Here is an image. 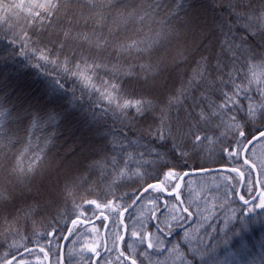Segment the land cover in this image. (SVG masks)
<instances>
[{"label": "trees", "instance_id": "16d2710c", "mask_svg": "<svg viewBox=\"0 0 264 264\" xmlns=\"http://www.w3.org/2000/svg\"><path fill=\"white\" fill-rule=\"evenodd\" d=\"M79 2L86 3V0H79ZM191 2L192 0H189V3ZM207 2L208 0H198L199 4L202 3L210 8L214 17L229 22L235 19L234 16L229 15L230 8L239 9L240 7L237 0H220L217 9L213 10ZM12 3V0L4 1L7 10H16L11 6ZM179 3L181 0H96L95 10L89 11L80 7V11L94 18L96 27L101 29L104 34L111 32L117 38V43L137 41L142 49L147 48V51L144 52L145 56L149 52L159 49L151 58L153 62H157L163 59L172 60L180 45L174 39L180 31V24L184 18L183 10L177 7ZM258 6V3H254V7ZM186 7L187 5H185V9ZM240 23H243V20ZM46 27L47 20L44 19V14L40 9L28 14L18 9L11 18L0 24V113L3 114L0 117V159L7 157L13 164L18 165L20 170L19 174L10 175L8 161H5L4 170H0V193L7 196L10 194V198L12 196L11 199L8 197V200L5 198L0 200L6 206V209H0V219L12 223L10 228L7 226L0 228V252L7 250L9 245H15L21 247L23 258L30 261V264H56L57 257L55 255L50 254L49 259H43L44 254L38 252V246L47 248L51 241L52 252H59L61 264V247L64 239L59 240L49 233L55 231L65 237L67 230L72 225V219L92 221L104 215L110 217L106 229L108 247L105 254L98 259L97 264H121L118 254L126 246H130L129 251L135 254L137 264H179V258L171 251L172 246L177 243L185 245L189 253L192 249L204 253L203 259L200 256L195 258V264H264V209L255 207L259 204L258 199L251 205L240 203L238 193H240L242 179L237 175L215 172L189 176L186 178L187 183L182 185L179 200H176L175 197L167 198V207L165 208L162 193L146 194L127 213L124 220L122 217L117 220L115 212L103 209V202L109 200L114 201L115 205L123 211L124 206L130 203V196L141 184H144L145 181L157 182V168L161 166L162 162L151 156H141L144 142H136L137 137L135 136L132 137L133 143L124 141V144L127 151L137 157V160H143L142 168H139L143 174L142 179L132 174L138 170L136 160L126 161L128 167L132 169V172H127L121 163L112 165L103 158H97L93 142L90 146L93 151L82 158L80 165H76V170L63 175L52 187V190L56 191V195H49L46 189V196L45 193L43 196L39 195L38 198L25 195L22 199L6 192L5 182L14 180L21 181L23 187L37 186L43 189L44 183H38V175L46 173L50 178L55 168L47 173L48 164L55 158L56 150L60 149V147H56L57 144L61 142V144L65 143V146L68 145V141L64 142L66 141L64 133L66 124L57 131L53 126L42 121L35 127H31L27 135L23 131L24 126L18 117L20 112L18 103L21 95L19 93L17 95L8 94L6 85L13 81L24 84L25 80V84H32L43 77L37 75L36 69L27 66L25 57L18 52L19 45L11 42L14 36L21 33L28 35L35 33L32 36L35 45L50 48L54 54L59 52L61 59L67 58L70 62L81 60L79 54L84 53L86 49L79 50V47L80 45L85 46V48H89V52H86L85 56H87V61L92 59L88 63L93 65L94 78L104 82L127 80L125 90L129 94L148 96L154 103L165 100L172 91L181 85L182 81L188 79L192 61L205 53L199 49L211 39V37L204 38V44L198 45V51L192 54L188 63L176 67V71L184 69L179 76L181 80L176 81L174 88L171 89L177 77L174 75V71L164 70L156 75L158 78V76L162 77L167 74L166 77L172 82L168 89L159 93L146 88L151 79L145 83L141 78V73L133 68L132 65L141 63L140 60L126 59L123 52L113 51L111 48H101L98 51L99 46L95 39H90L87 44H82L76 36L69 37L61 49L59 45L63 37L60 35L59 28H50L45 31ZM237 35H240V32H237ZM250 44L256 53L264 56V52L255 41L250 39ZM211 47L214 57L216 51L219 50L216 49L215 43ZM132 55L136 56L138 53L133 51ZM82 57L85 59L84 56ZM144 62L147 63V61ZM212 64H216L214 59ZM228 70L225 69L226 72ZM215 76L216 72L213 71L212 77L215 78ZM3 78L7 81L6 85L2 83L4 80L1 81ZM199 83L202 84V82ZM48 86L54 87L52 84ZM199 91L194 87L189 95L198 98ZM225 91H228V88H225ZM212 94V99L215 100V92ZM247 96H250L251 100L241 94L240 99L243 104L259 103L261 96L256 84L249 87ZM181 99L183 100V98ZM185 110L198 112L199 108L195 109L193 99H186L182 109L179 105L172 109L173 119H183ZM230 121L231 113L224 112L219 116H211L207 122H200L194 129L200 137V140L196 142L197 147L193 148L191 144H188V147L185 148L186 167H184V161L172 153L167 145L161 146V148L167 152L165 159L169 164H181L185 171H204L217 167L228 169L232 166L242 168L244 187L240 194L246 195V192L252 191L251 185L245 189L246 179L249 184L253 181L256 183L258 174L259 181L264 180V176L261 175V172L264 171V152H258L257 148L260 145H257L256 151L246 154V159L255 166V169H249L247 165H244L242 156L234 164L229 163L226 153L221 151L223 147L221 142H231L234 129H230ZM149 123H151L150 118L146 121L137 119L133 122V126L139 132L145 129ZM257 126H264V122H257L255 125L249 124V131L254 132ZM185 131H187L186 125ZM109 139H113V137H109ZM177 143H181L183 146L188 141L178 139ZM33 153H40V158L35 163V157L29 156ZM26 156H28L26 159L21 160ZM120 160L125 161V157L121 155ZM30 168H34V170L28 171ZM117 171L124 173L123 178L118 177ZM225 177L231 180V184ZM233 185L238 186L233 190ZM262 191L264 189H261ZM157 197L159 199H156ZM9 200L12 203H9ZM89 200H96L103 210H97L95 205L88 204ZM153 200L155 203L152 202ZM171 203L177 205L178 210L187 207L189 212L178 211V214L174 215L169 212ZM250 207L252 208L251 212L248 211ZM83 208H87L88 211L84 213V216H80L79 213ZM181 215L184 219L180 222V226L174 229V233L167 237L168 243L165 245L167 250L164 252L149 249L146 242L142 244L138 237L132 236L133 231L138 236L140 234L150 237L154 234L159 236L160 233L156 225L171 226L175 223V218ZM121 220L127 227L124 241L119 240V236L123 235ZM105 226L106 221L103 219L91 225L79 224L67 241L63 264H92L94 258L103 249L102 234ZM185 233L188 235L186 236ZM35 241H39V245ZM114 242L115 247H113ZM25 244L28 248L37 250L42 261L38 262L34 255L29 256L27 251H23L22 246ZM91 244H95V251H89L92 249ZM20 257L21 253H17V258Z\"/></svg>", "mask_w": 264, "mask_h": 264}, {"label": "snow or ice", "instance_id": "6c2138e0", "mask_svg": "<svg viewBox=\"0 0 264 264\" xmlns=\"http://www.w3.org/2000/svg\"><path fill=\"white\" fill-rule=\"evenodd\" d=\"M254 3H258L259 6L254 7ZM207 4L216 10L220 0H208ZM237 4L240 6L239 9L232 7L229 11V15L234 16L235 19L229 22L214 17L211 27L205 30L200 28L193 16V11L199 5L198 0H192L191 3L189 0H181L177 7L183 10L184 18L180 24V31L174 39L180 44L188 32L195 34L197 31L202 36L211 37V39L204 45L205 53L192 61L188 79L182 81L181 85L165 100L155 103L148 96L129 94L125 90L127 80L104 82L94 78L93 65H90L86 59L70 62L67 58L61 59L59 52L54 54L50 48L35 45L32 39L35 33L31 35L21 33L14 36L11 42L19 45L18 52L25 57L27 66L36 69L37 75L43 77L32 84H17L15 88L16 93H19L24 101L20 104L18 117L24 126L25 135L31 127H35L42 121L53 126L57 131L65 124L76 125L85 136L90 134L94 139V151L97 153V158H103L112 165L121 163L127 172H132V169L128 167L126 161L136 160L138 170L132 174L141 179L143 174L139 168H142L143 160H137V157L129 153L124 141L133 143V136L137 137L136 142L143 141L144 150L140 155L151 156L162 162L157 168V182L145 181L141 184L130 196V203L124 206L123 211L115 205L114 201L105 200L103 209L115 212L117 220H120L128 207L152 192L175 196L176 200H179L177 193L180 192L182 183H187L186 177L190 175L189 171L184 170L187 166L185 148L188 144H191L193 148L197 147L196 142L200 140V137L194 129L200 122H207L211 116H219L224 112L231 113L230 129H234V135L231 142H221L223 145L221 151L226 153L229 163L234 164L235 161H239L242 154L253 153L257 145L264 147V126H257L254 132H250L248 128L249 124L264 122V56L256 53L250 44L251 39L264 52V0H237ZM185 5H187L186 9ZM34 7L42 10L44 19L47 20L45 31L50 28H59L60 35L63 37L59 45L61 49L69 37L76 36L82 44L95 39L99 46L98 51L101 48H111L113 51L123 52L126 59L140 60L141 63L132 66L141 73V78L145 83L150 79L155 80L156 75L166 70L167 65L164 61L153 62L151 59L159 49L145 56L144 52L147 48L142 49L137 41L117 43V38L111 32L104 34L96 27L94 18L80 11V7L89 11L95 10L96 0H86V3H81L79 0H37ZM244 9L247 11H243ZM241 20L243 23H240ZM237 32H240V35H237ZM213 43L219 50L216 51L214 57L211 53ZM133 51L138 55L133 56ZM191 56L190 48L178 47L172 58L174 66L179 67L188 63ZM213 59L216 61L215 65L212 64ZM225 69L229 70L226 72ZM213 71L216 72L215 78L212 77ZM49 84L54 87L50 88ZM253 84L257 85L261 100L259 103L253 102L245 105L240 99L241 94L251 100L247 93ZM194 87L200 90L198 98L189 95ZM225 88H228V91H225ZM213 92L216 95L215 100L212 99ZM186 99H193L194 107L199 108V111L185 110L183 119L174 120L171 115L172 109L178 105L182 109ZM2 115L0 113V117ZM149 118L151 123L145 129L138 132L133 126V122L137 119L146 121ZM185 125L187 131H185ZM178 139L186 140L188 143L182 146L181 143H177ZM164 145H167L168 149L181 161H184V167H181V164L173 165L167 162L165 159L167 152L161 148ZM72 154H75V150ZM121 155L125 157V161L120 160ZM5 161L9 162L10 175L19 174V166L13 164L7 157L0 159V170H3ZM243 163L249 169L253 168L248 159H244ZM31 170L34 168L28 171ZM225 171L244 176L242 168L235 166ZM117 175L123 178L124 173L117 171ZM261 175L264 176V171ZM225 179L231 184L228 177ZM249 185L252 191L246 192V195H240V200L245 205H251L253 200L258 199L259 204L255 207L264 209V191L257 196L255 181L249 184L246 179L245 189ZM236 186L238 185H233V190ZM260 187L264 189V180L260 182ZM3 198V194L0 193V200ZM152 202L155 203V200ZM88 204L95 205L97 210H103L96 200H89ZM165 204L167 206V202ZM172 207L175 208L176 205L173 204ZM87 211V208H83L79 215L84 216ZM178 211L189 212L187 207ZM248 211L251 212L252 208L250 207ZM109 218L104 216V219ZM183 219L181 215L175 218V223L171 226L156 225L160 233L156 242H153L150 236L143 234L138 236L135 231L132 232V236L138 237L142 244L146 242L149 249L164 252L167 250L165 248L168 243L167 237L174 233V229L180 226ZM71 223L75 227L78 221L72 219ZM121 223H123L122 220ZM11 225L12 223L0 219V228L6 226L10 228ZM67 231L71 234V230ZM49 234L59 240L66 238L55 231ZM185 235L188 234L185 233ZM124 239L123 235L119 236L120 241ZM35 242L39 245V241ZM115 246L114 242L113 247ZM22 247L29 256L34 255L38 262L42 261L37 250L28 248L26 244ZM129 247L126 246L119 251L118 259L121 260V264L125 262L137 264V258L129 251ZM89 251H95V249H89ZM171 251L179 258V264H195L197 256L204 258L203 252L192 249L189 253L186 246L180 243L173 245ZM38 252L44 254L43 259H49L50 254L55 255L56 264H60L59 252H52L51 241L47 248L38 246ZM17 253H21L19 259ZM13 262L30 264V261L23 258L21 247L9 245L7 250L0 252V264H13Z\"/></svg>", "mask_w": 264, "mask_h": 264}, {"label": "rangeland", "instance_id": "374dc122", "mask_svg": "<svg viewBox=\"0 0 264 264\" xmlns=\"http://www.w3.org/2000/svg\"><path fill=\"white\" fill-rule=\"evenodd\" d=\"M4 1L10 2L11 0L0 1V24L5 23L7 21V19L11 18L13 16V14L15 13V11L18 9H20L25 14H28L29 12H33V11L36 12V10L39 9V8L34 7V5L37 3V0H12L13 3L11 4V6H13V8L15 7L16 10L15 11H9L6 9V5H4ZM193 16L196 18V21L199 24L200 28L205 29V30L210 28V26L212 25V22H213V18H214V14L211 12L210 8L203 5L202 3L199 4L197 6V8L193 11ZM204 38H210V37L202 36L199 31H197L195 34H193L192 32H188L187 35L180 42L179 47L190 48L192 50V54H193V53L198 51V45L199 44H201V45L204 44V42H203ZM77 46H79V44H77ZM205 48L206 47L203 46L199 50L205 52L206 51ZM88 49L89 48H87V47L85 48V46L80 45L79 50H85L84 53L79 54L80 59H83L82 56H84V58L86 59L87 56H85V54H86V52H89ZM89 60H92V59L90 58ZM161 61H164L165 64L167 65L165 71H169V72L174 71V73H175L174 75L177 76L175 78L173 86L171 87V89H172V88H174V85H176V83L181 80V78L179 76H181V73H182L184 68L183 69L181 68V70L176 71V66H174L173 59L172 60L163 59ZM166 76H167V74L163 75L162 77L158 76V78H155V80H151L150 83L146 85V88L158 91L159 93L163 92L166 88L168 89L169 85H172L171 80H168V78ZM173 79H174V76H173ZM3 80H4V82H2V83H4V85H6L7 81L4 78L1 81H3ZM24 82L26 83V80ZM17 84H20V83L13 81L10 84H7L6 85L7 91L6 92L8 94L17 95L18 93H16V91H15ZM23 102L24 101H23L22 96H21L20 102L18 104H22ZM81 131L82 130H79L78 126H76V125H72V124H66L65 125L64 133L66 134V137H65L66 141H64V142L68 141V145L65 146V143L61 144V142L57 144L58 146H56V147L57 148L60 147V149L56 150L55 158L52 159V161L49 162V164H48L49 168H48L47 173H49L52 168H55L54 172L52 171L53 172L52 176L49 175L50 178H48V174L46 175L45 172H44L45 174L41 173L38 175V178H37L38 183H41V182L44 183L43 189L41 187H37V186L23 187L21 185V181L14 180L13 182H5L4 187H6V192L11 193V194L16 195V196H19L22 199H24L23 196H25V195L26 196L30 195V196H33L35 198H38L39 195L43 196L46 189L48 190L47 192L49 195L50 194L56 195V191L52 190V187H54L57 184V181L59 179H61L63 175H65L67 173L69 174V172L72 170H76L77 166L80 165L82 158L86 157L88 154H90L93 151V148H90V146L93 144L94 139L91 137L90 134L85 136ZM257 149H258V152H261V153L264 152V147H262V146H259V148H257ZM73 150H75L74 155L72 154ZM38 152H39V150H38ZM29 156L35 157V161H34V163H35V162H37V159L40 158V153H33ZM27 157L28 156L23 157L21 160H24ZM32 162H33V160H32ZM3 170H4V168H3ZM4 192H5V190H4ZM154 193H156V192H154ZM8 195L9 196H7L6 194L3 195L5 200H8V197L10 198V194H8ZM45 196H46V193H45ZM11 198H12V196H11ZM8 202L12 203L11 200H9ZM172 205L173 204L171 203L169 206L170 207L169 212H172L174 215H177L178 214L177 213L178 207L176 205V207L173 208ZM0 209L1 210L6 209V206L1 201H0ZM78 226H79V224H77L75 227H73V225H72L70 229L72 230V232H74ZM157 237H158V235H156V234L151 236L153 242H156ZM98 238H99V236H98ZM91 246H92V249H94L95 244H91L90 247Z\"/></svg>", "mask_w": 264, "mask_h": 264}, {"label": "water", "instance_id": "95a60500", "mask_svg": "<svg viewBox=\"0 0 264 264\" xmlns=\"http://www.w3.org/2000/svg\"><path fill=\"white\" fill-rule=\"evenodd\" d=\"M244 159H246V153L245 154H242V161H244ZM250 163V162H249ZM226 168L224 167H217V168H213V169H207V170H204V171H189L190 172V175L189 176H195V175H199V174H204V173H215V172H227L225 171ZM253 169H255V166L253 165ZM227 173H231V172H227ZM232 174H236V173H232ZM238 175V174H237ZM188 176V177H189ZM239 176V175H238ZM242 178V182H241V185H240V190H242V188L244 187V179H243V176H240ZM187 178V177H186ZM256 184H257V196H259V194L261 193V187H260V183H259V177H258V174L256 175ZM183 185V183H182ZM182 187V186H181ZM165 196H168V197H172L170 195H166L164 194ZM177 195H179V193H177ZM240 197V194H238V198ZM239 201L240 203H243L240 198H239ZM255 201V200H253ZM252 201V202H253ZM139 202V201H138ZM138 202H136L135 204H132L130 207H128L127 211H124L123 212V217L128 213L130 212L137 204ZM184 208V207H183ZM122 217V219H123ZM99 219L96 218L94 221H83V220H77L79 224H83V225H90V224H93L95 223L96 221H98ZM107 220V219H106ZM108 226V220H107V225L103 231V244H104V247H103V250L101 253H99L93 260L92 264H96L98 259L105 254V252L107 251V242H106V228ZM71 230V229H70ZM72 231V230H71ZM126 232H127V227L126 225L124 224L123 222V236L125 237L126 236ZM65 239L63 240V243H62V252L64 251V248H65V245L70 237V234H69V231H67L66 235H65Z\"/></svg>", "mask_w": 264, "mask_h": 264}, {"label": "flooded vegetation", "instance_id": "af4514ba", "mask_svg": "<svg viewBox=\"0 0 264 264\" xmlns=\"http://www.w3.org/2000/svg\"><path fill=\"white\" fill-rule=\"evenodd\" d=\"M167 207V206H166Z\"/></svg>", "mask_w": 264, "mask_h": 264}]
</instances>
